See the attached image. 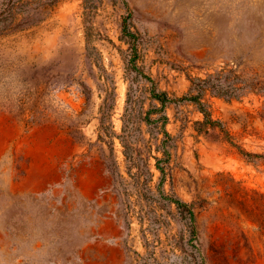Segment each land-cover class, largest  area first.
Segmentation results:
<instances>
[{
  "label": "rangeland",
  "instance_id": "rangeland-1",
  "mask_svg": "<svg viewBox=\"0 0 264 264\" xmlns=\"http://www.w3.org/2000/svg\"><path fill=\"white\" fill-rule=\"evenodd\" d=\"M0 264H264V0H0Z\"/></svg>",
  "mask_w": 264,
  "mask_h": 264
},
{
  "label": "trees",
  "instance_id": "trees-1",
  "mask_svg": "<svg viewBox=\"0 0 264 264\" xmlns=\"http://www.w3.org/2000/svg\"><path fill=\"white\" fill-rule=\"evenodd\" d=\"M157 100H159L160 102H162L163 104L166 103V97H161V96H157L155 95V97ZM180 205V203H178Z\"/></svg>",
  "mask_w": 264,
  "mask_h": 264
}]
</instances>
